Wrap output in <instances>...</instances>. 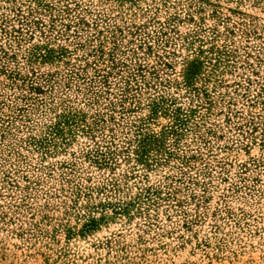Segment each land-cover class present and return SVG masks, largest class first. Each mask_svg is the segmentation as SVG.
<instances>
[{
    "label": "rangeland",
    "instance_id": "1",
    "mask_svg": "<svg viewBox=\"0 0 264 264\" xmlns=\"http://www.w3.org/2000/svg\"><path fill=\"white\" fill-rule=\"evenodd\" d=\"M0 264H264V0H0Z\"/></svg>",
    "mask_w": 264,
    "mask_h": 264
}]
</instances>
